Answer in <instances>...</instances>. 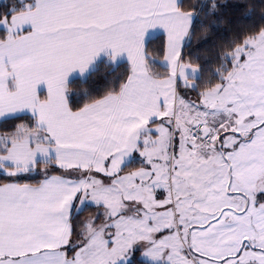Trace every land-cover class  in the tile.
I'll return each instance as SVG.
<instances>
[{
  "label": "snow or ice",
  "instance_id": "snow-or-ice-1",
  "mask_svg": "<svg viewBox=\"0 0 264 264\" xmlns=\"http://www.w3.org/2000/svg\"><path fill=\"white\" fill-rule=\"evenodd\" d=\"M0 264H264V0H0Z\"/></svg>",
  "mask_w": 264,
  "mask_h": 264
},
{
  "label": "trees",
  "instance_id": "trees-1",
  "mask_svg": "<svg viewBox=\"0 0 264 264\" xmlns=\"http://www.w3.org/2000/svg\"><path fill=\"white\" fill-rule=\"evenodd\" d=\"M228 2L231 4V3L237 2V0H228ZM225 11H226V12H229L230 9H226ZM240 15H241V13L236 12V13L234 14V16H233V19H235L236 17H238V16H240ZM193 43H195V37H194Z\"/></svg>",
  "mask_w": 264,
  "mask_h": 264
}]
</instances>
